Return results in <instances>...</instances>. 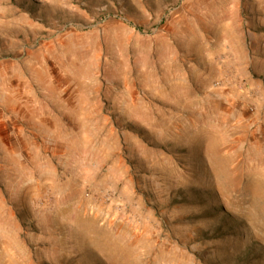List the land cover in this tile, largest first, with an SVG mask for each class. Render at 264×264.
Segmentation results:
<instances>
[{
    "label": "rangeland",
    "instance_id": "rangeland-1",
    "mask_svg": "<svg viewBox=\"0 0 264 264\" xmlns=\"http://www.w3.org/2000/svg\"><path fill=\"white\" fill-rule=\"evenodd\" d=\"M0 264H264V0H0Z\"/></svg>",
    "mask_w": 264,
    "mask_h": 264
},
{
    "label": "bare ground",
    "instance_id": "bare-ground-1",
    "mask_svg": "<svg viewBox=\"0 0 264 264\" xmlns=\"http://www.w3.org/2000/svg\"><path fill=\"white\" fill-rule=\"evenodd\" d=\"M262 182V181H261ZM87 187V186H86ZM83 190H84V187H83ZM84 192H85V190H84ZM82 193H83V191H82ZM87 193V192H86ZM89 194V193H88ZM91 194V193H90ZM57 202V201H56ZM59 203V202H58ZM84 221V220H83ZM91 221V220H90ZM79 222H81L82 223V221H79ZM79 224V223H78ZM92 224V223H91ZM88 226V225H87ZM81 227H83V226H81ZM86 228V227H85ZM90 228V227H89ZM82 229V228H81ZM87 229V228H86ZM85 229V230H86Z\"/></svg>",
    "mask_w": 264,
    "mask_h": 264
}]
</instances>
